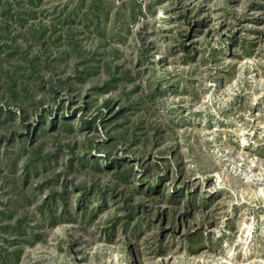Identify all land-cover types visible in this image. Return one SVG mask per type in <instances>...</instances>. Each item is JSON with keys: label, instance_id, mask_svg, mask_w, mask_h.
<instances>
[{"label": "rangeland", "instance_id": "374dc122", "mask_svg": "<svg viewBox=\"0 0 264 264\" xmlns=\"http://www.w3.org/2000/svg\"><path fill=\"white\" fill-rule=\"evenodd\" d=\"M26 1L0 16V264H264V0Z\"/></svg>", "mask_w": 264, "mask_h": 264}, {"label": "trees", "instance_id": "16d2710c", "mask_svg": "<svg viewBox=\"0 0 264 264\" xmlns=\"http://www.w3.org/2000/svg\"><path fill=\"white\" fill-rule=\"evenodd\" d=\"M26 2H27V4L29 6H38V4L42 2V0H27ZM81 3H83V1H81ZM14 4L19 5L21 3L20 2H16V0H0V16H7L9 18L19 17L21 8L19 6H16V8L14 10L15 13L13 14L12 9L14 8ZM22 6L24 7V5H22ZM100 6H101L100 4H95V3L92 2V7L94 9L96 8L98 10V9H100ZM109 8L105 11L106 15H108V13H109V10H110ZM139 10H140L139 12H142L141 8ZM22 11H23V9H22ZM91 22H93V21H91ZM97 27H99V25H97L96 28ZM101 34H105V31H101ZM93 118H95V117H93ZM85 122H86V120H85ZM60 123L62 124L61 125L62 127L64 126V128L70 127V124L64 119H62ZM129 174H131V169L130 168L124 169L120 173V178L123 179V180H127V178L129 177ZM61 198L63 199L65 197H61ZM192 200H193V198H192ZM192 200L190 202H192ZM57 206L58 205L55 206V209H52L50 212H48L49 215H50V218L52 220L64 219V218L66 220L72 219V217L70 216V214L68 212V209L66 207H63V209H61L59 211V213L57 214L56 213L57 212Z\"/></svg>", "mask_w": 264, "mask_h": 264}]
</instances>
